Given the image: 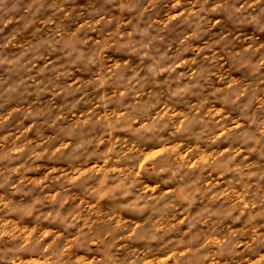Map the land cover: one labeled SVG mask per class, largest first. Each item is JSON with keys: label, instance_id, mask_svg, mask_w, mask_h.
Masks as SVG:
<instances>
[{"label": "clouds", "instance_id": "obj_1", "mask_svg": "<svg viewBox=\"0 0 264 264\" xmlns=\"http://www.w3.org/2000/svg\"><path fill=\"white\" fill-rule=\"evenodd\" d=\"M0 264H264V0H0Z\"/></svg>", "mask_w": 264, "mask_h": 264}]
</instances>
